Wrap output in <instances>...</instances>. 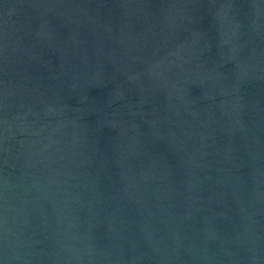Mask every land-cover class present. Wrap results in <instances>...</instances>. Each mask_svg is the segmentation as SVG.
I'll return each instance as SVG.
<instances>
[{
    "label": "water",
    "instance_id": "obj_1",
    "mask_svg": "<svg viewBox=\"0 0 264 264\" xmlns=\"http://www.w3.org/2000/svg\"><path fill=\"white\" fill-rule=\"evenodd\" d=\"M0 264H264V0H0Z\"/></svg>",
    "mask_w": 264,
    "mask_h": 264
}]
</instances>
